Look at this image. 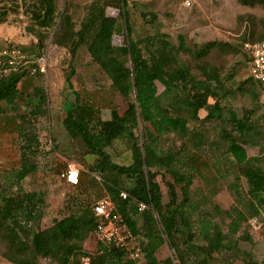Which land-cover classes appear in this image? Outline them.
<instances>
[{
  "label": "trees",
  "instance_id": "1",
  "mask_svg": "<svg viewBox=\"0 0 264 264\" xmlns=\"http://www.w3.org/2000/svg\"><path fill=\"white\" fill-rule=\"evenodd\" d=\"M38 1L36 26L43 30L57 27L54 41L70 53L65 78L68 86H72L71 79L76 74L73 64L77 52L83 47L111 82L113 93L127 101L124 119L104 120L100 115L102 106L95 98L77 95L74 102L68 103L62 124L77 150L78 160L90 174L101 179L115 211L140 248V264H233L243 259L246 253L239 249V244L251 241L245 234V223L248 226V219L256 217L264 224V146L255 155L246 150L259 146L253 109L237 114L228 104L235 94L222 83L215 68H202L198 78L178 60L177 53L187 51L182 36L176 47L165 34L133 40L129 0L111 4L122 9L119 17H109L106 4L94 0L78 30H74L65 10H56L55 0ZM120 18L126 43L115 46L112 38L119 31ZM154 19L152 15L150 21ZM3 22L1 16L0 23ZM44 38L40 36V45ZM213 45L208 44L207 48ZM206 53L203 48L193 51L197 58ZM248 59L250 62L249 56ZM38 76L20 68L0 78V102L4 104L0 105V132H15L22 141L14 180L0 189V255L11 264H81L83 256L89 257L90 264L139 263L113 245L98 242L93 252L80 247L97 225L93 204L81 205L51 226L39 227L45 194L25 192L21 187V182L37 171L39 140L33 126L35 119L47 112L44 89L38 85L31 87L33 78ZM257 85L263 92L261 85ZM200 110L206 112L205 116H199ZM225 119L227 130L223 128ZM204 124L220 128L218 141L207 142L198 130ZM170 137L174 142L166 149L160 148L163 139ZM213 151L219 152L220 162L231 167L228 190L233 204L228 209L213 201V192L209 196L199 195L193 189L195 179L207 166L202 158ZM125 152H130L129 164L113 161L112 154L121 157ZM87 156L94 157L92 163L86 161ZM159 166L165 169V196L155 181L158 171L154 169ZM220 171L217 168L215 174ZM81 181L79 178L78 183ZM121 192L128 197L123 199ZM139 204L147 208L140 211ZM164 243L172 252L160 261L156 254ZM249 261L256 264L250 257Z\"/></svg>",
  "mask_w": 264,
  "mask_h": 264
},
{
  "label": "rangeland",
  "instance_id": "2",
  "mask_svg": "<svg viewBox=\"0 0 264 264\" xmlns=\"http://www.w3.org/2000/svg\"><path fill=\"white\" fill-rule=\"evenodd\" d=\"M93 1L55 0V5L56 10H65L70 15L74 30H78ZM102 1L106 4V14L109 17H119L122 14V9L111 5L117 0ZM245 1L190 0V5L186 6L184 0H129L127 5L130 13V36L133 40H143L154 33L165 34L176 47L179 44V36H182L187 51L178 52V60L188 65L198 78L202 75V68L206 71L215 68L222 83L235 94L228 104L237 114L241 115L245 110L253 109V122L259 130V146L247 147L246 150L249 155H255L259 147L264 146V92L251 79L250 62L244 44L264 41V0H257L259 2L254 5L245 4ZM39 5L38 0H0V17L4 16V22L0 23V44L12 43L19 46L29 62L33 63L40 54H44L47 60V73L34 77L31 83V87L41 86L46 95L47 112L44 116L37 117L33 126L39 140V151L35 158L37 171L21 182L23 191H40L45 194V207L39 226L43 229L81 205L91 206L99 198L107 196L101 179L90 174L86 166L78 160L77 150L63 127L68 103L75 101L77 95L93 97L98 105L102 106V119L116 120L125 118L127 101L119 94L113 93L111 82L83 47L77 52L73 64L76 74L71 79L72 86H68L65 78L69 72L70 53L66 47L55 43L54 33L57 27L43 30L36 26L34 14ZM142 14L147 16L146 19L142 18ZM152 15L155 19L150 21ZM43 35L44 43L40 45L39 38ZM112 43L115 46H123L126 43L122 20L119 31L113 35ZM211 43L215 45L207 48ZM201 48L207 50V53L204 57L197 58L193 51ZM0 105L4 104L0 102ZM205 114L204 110L199 111L200 117ZM224 116L226 118V115ZM189 126L193 124L190 123ZM223 128L229 129L226 119ZM198 130L204 134L208 143L219 139L220 128L216 124L200 125ZM172 139H163L160 148L166 149L174 142ZM21 142L15 132H0V189L14 180L15 171L20 164ZM176 144H179L177 139ZM218 158L219 152L216 151L202 158L207 166L195 179L193 189L197 190L199 195L209 196V193L213 192V201L221 208L228 209L233 204V197L228 190L232 181L231 167L225 161L220 162ZM112 159L118 164L127 165L131 161L130 152H125L121 157L112 154ZM68 163L80 165L81 184L72 186L62 177ZM217 168L221 170L219 175L215 174ZM154 171H158L155 181L165 196V169L159 166ZM261 218L264 221V211ZM139 221L141 223V220ZM244 229L251 243L240 242L239 249L246 255H243V259L235 260L233 264H249L252 262L249 257L256 264H261L264 261V228L262 231L253 232L245 223ZM98 242L93 236H89L80 247L93 252L101 243ZM1 250L0 247V252ZM171 252L164 243L156 256L161 261L170 257ZM0 264L11 263L0 255Z\"/></svg>",
  "mask_w": 264,
  "mask_h": 264
},
{
  "label": "built area",
  "instance_id": "3",
  "mask_svg": "<svg viewBox=\"0 0 264 264\" xmlns=\"http://www.w3.org/2000/svg\"><path fill=\"white\" fill-rule=\"evenodd\" d=\"M186 6L190 5V0H184ZM244 50L250 58V76L261 85L264 92V41L256 43H245ZM20 68H27L28 73L43 76L47 73V60L44 54L38 55L34 62H29L26 54L19 47L12 43L0 44V78L16 72ZM80 165L68 163L63 171L62 177L65 181L74 186L78 184ZM123 199L128 197L126 192H121ZM139 210L144 211L147 207L139 204ZM92 211L97 218V225L92 232V236L105 245H113L123 249L129 259L139 262L142 253L122 217L115 211L114 205L108 196L99 198L92 205ZM248 226L253 232L262 231L264 224L256 217L248 219ZM81 264H90L89 257L80 258Z\"/></svg>",
  "mask_w": 264,
  "mask_h": 264
},
{
  "label": "crops",
  "instance_id": "4",
  "mask_svg": "<svg viewBox=\"0 0 264 264\" xmlns=\"http://www.w3.org/2000/svg\"><path fill=\"white\" fill-rule=\"evenodd\" d=\"M93 160H94V157H93V156H87V157H86V161H87L88 163H92Z\"/></svg>",
  "mask_w": 264,
  "mask_h": 264
},
{
  "label": "water",
  "instance_id": "5",
  "mask_svg": "<svg viewBox=\"0 0 264 264\" xmlns=\"http://www.w3.org/2000/svg\"><path fill=\"white\" fill-rule=\"evenodd\" d=\"M71 102H74V101H71Z\"/></svg>",
  "mask_w": 264,
  "mask_h": 264
}]
</instances>
